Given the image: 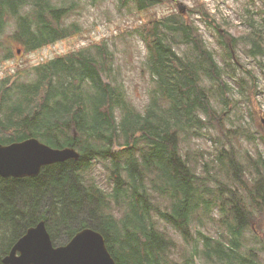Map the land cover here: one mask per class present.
Instances as JSON below:
<instances>
[{
  "label": "trees",
  "instance_id": "trees-1",
  "mask_svg": "<svg viewBox=\"0 0 264 264\" xmlns=\"http://www.w3.org/2000/svg\"><path fill=\"white\" fill-rule=\"evenodd\" d=\"M98 1L104 0H0V62L80 34L82 26L66 18L80 3ZM168 3L118 0L119 8L146 13L129 32L147 48L144 69L151 86L143 110L130 100L119 72L115 75L116 55L108 40L54 53L0 79V143L34 137L80 154L43 167L36 177L0 175V264L41 219L56 244L82 227L100 231L117 264H262L253 248L248 255L241 252L246 231L255 230L253 219L264 209V155L259 152L250 164L254 174L227 141L214 159L225 178L206 168L214 163L198 173L191 152L183 153L184 137L205 136L214 100L228 103V98L227 92L212 91L225 69L199 26L182 11L156 16L155 7ZM251 26L241 41L251 42L252 55H264L259 45L264 16L260 22L251 19ZM228 54L234 59L232 49ZM101 161L110 189L89 175ZM205 218L223 230L215 236L194 229L195 221ZM162 224L191 246L184 259L173 257L176 242Z\"/></svg>",
  "mask_w": 264,
  "mask_h": 264
},
{
  "label": "rangeland",
  "instance_id": "rangeland-1",
  "mask_svg": "<svg viewBox=\"0 0 264 264\" xmlns=\"http://www.w3.org/2000/svg\"><path fill=\"white\" fill-rule=\"evenodd\" d=\"M171 2L156 6L154 9L156 16L178 13L179 7L185 6L184 12H181L184 18L191 24L199 26L208 47L213 50L216 59L225 69L223 79L214 84L212 91L216 94L227 92L225 98H228V103L213 98L215 111L208 118V130L204 129L203 132L205 136L193 134L190 138L184 137L183 153L186 155L188 151L191 152L198 173H202L205 163H214L206 168L211 172L219 170L221 175L227 178L220 163L214 159L217 158L218 150L230 141L235 144L238 158L245 168L255 174V169L250 164L257 158L259 152L264 155V55H252L251 42L241 41V38L249 35L254 29L251 26V19L262 21L264 0H171ZM145 18L146 13L138 12L133 6L119 8L118 0L82 2L76 13L66 18V23L78 22L82 26V32L51 46H55L54 49L60 54L93 44L94 39L108 40L116 55L115 75L119 72L118 79L125 83L130 100L143 110L148 102L151 86L150 76L144 69L147 48L140 37L129 32ZM234 39L235 44L232 45ZM223 42L230 45L234 59L228 54L231 51L230 47L225 46ZM259 45L264 52V40L260 41ZM42 51L41 48L29 55L21 51L23 55L18 54V59L0 62L2 74L0 79L15 74L17 69L26 64L37 63ZM231 60L234 61L237 70L233 69ZM238 78H243V81ZM227 83L232 86L231 91L227 90ZM253 85L254 88H251ZM241 132H245L246 135H241ZM115 149L119 150L120 147ZM94 174L101 186L110 189L107 188L108 172L102 161L95 163L93 174L89 175ZM154 196L161 200L156 193ZM215 222V219L208 218H205L203 223L196 220L194 229L217 236L223 228ZM253 225L255 230L249 227L250 230L245 233L246 239L243 241L241 253L248 255L249 249L253 248L257 252L255 255L257 259L264 264V209L260 214L257 213ZM160 226L169 231L176 242L173 257L176 260L184 259V253L190 250L191 246H187L185 240L171 227L163 224Z\"/></svg>",
  "mask_w": 264,
  "mask_h": 264
},
{
  "label": "water",
  "instance_id": "water-1",
  "mask_svg": "<svg viewBox=\"0 0 264 264\" xmlns=\"http://www.w3.org/2000/svg\"><path fill=\"white\" fill-rule=\"evenodd\" d=\"M184 10L185 6H180ZM79 152L65 147L55 149L37 138L10 144L0 143V174L4 177L36 176L53 162L78 158ZM5 264H117L104 235L92 228L79 230L64 245L54 246L45 221L30 227L3 258Z\"/></svg>",
  "mask_w": 264,
  "mask_h": 264
},
{
  "label": "flooded vegetation",
  "instance_id": "flooded-vegetation-1",
  "mask_svg": "<svg viewBox=\"0 0 264 264\" xmlns=\"http://www.w3.org/2000/svg\"><path fill=\"white\" fill-rule=\"evenodd\" d=\"M54 163H55V162L50 163V164H46V165H44L43 167H45V166H47V165H52V164H54ZM43 167H42V168H43ZM42 168H41V170H42ZM0 175H1V174H0ZM1 176H2V175H1ZM2 177H4V176H2ZM9 177H11V176H7V177H4V178H9ZM23 177H26V176H23ZM29 177H36V176H29ZM16 178H21V177H16ZM41 221H45L46 228H47V230H48V233H49V235H50V238H51L52 243H53L54 246H59V245L67 244V243L72 239V237H73V236H74L79 230L85 228V227H82L81 229H79L78 231H76L75 234H74V235H73L68 241H66L65 243H57V244H56V243L54 242L52 236H51V233H50L49 229H48L47 221H46L45 219H41V220H39L38 222H36L34 225L29 226V227L26 229V231L24 232V234L27 232V230H28L30 227L36 226V225H37L39 222H41ZM86 227H87V226H86ZM24 234H22L19 238H21ZM19 238H18V239H19ZM18 239H17V240H18ZM17 240H16V242H17ZM16 242H15V243H16ZM15 243H14V244H15ZM14 244H13V245H14ZM12 247H13V246H12ZM11 249H12V248H11ZM11 249H10V250H11ZM9 252H10V251H9ZM9 252H8V253H9ZM6 255H7V254H6ZM6 255H5V256H6ZM3 263H4V262H3ZM4 264H5V263H4Z\"/></svg>",
  "mask_w": 264,
  "mask_h": 264
},
{
  "label": "bare ground",
  "instance_id": "bare-ground-1",
  "mask_svg": "<svg viewBox=\"0 0 264 264\" xmlns=\"http://www.w3.org/2000/svg\"><path fill=\"white\" fill-rule=\"evenodd\" d=\"M78 158H79V157H78ZM75 159H77V158H75ZM59 162H62V161H59ZM55 163H56V162H55ZM40 171H41V170H40ZM39 173H40V172H39ZM39 173H38V174H39Z\"/></svg>",
  "mask_w": 264,
  "mask_h": 264
}]
</instances>
